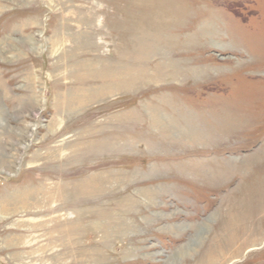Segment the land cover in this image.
<instances>
[{
	"label": "rangeland",
	"instance_id": "374dc122",
	"mask_svg": "<svg viewBox=\"0 0 264 264\" xmlns=\"http://www.w3.org/2000/svg\"><path fill=\"white\" fill-rule=\"evenodd\" d=\"M203 263L264 264V0H0V264Z\"/></svg>",
	"mask_w": 264,
	"mask_h": 264
},
{
	"label": "bare ground",
	"instance_id": "6f19581e",
	"mask_svg": "<svg viewBox=\"0 0 264 264\" xmlns=\"http://www.w3.org/2000/svg\"><path fill=\"white\" fill-rule=\"evenodd\" d=\"M211 258V257H210ZM208 262H209V260H208ZM204 264V263H203Z\"/></svg>",
	"mask_w": 264,
	"mask_h": 264
}]
</instances>
